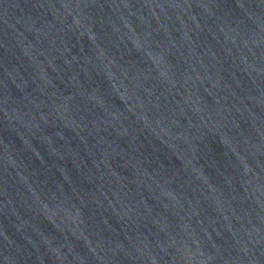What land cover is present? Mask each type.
<instances>
[{
    "label": "water",
    "instance_id": "obj_1",
    "mask_svg": "<svg viewBox=\"0 0 264 264\" xmlns=\"http://www.w3.org/2000/svg\"><path fill=\"white\" fill-rule=\"evenodd\" d=\"M0 264H264V0H0Z\"/></svg>",
    "mask_w": 264,
    "mask_h": 264
}]
</instances>
